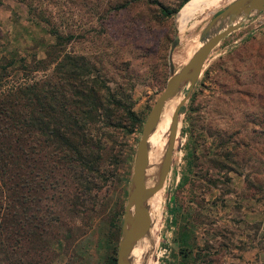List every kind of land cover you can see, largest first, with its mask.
I'll use <instances>...</instances> for the list:
<instances>
[{
    "label": "rangeland",
    "instance_id": "1",
    "mask_svg": "<svg viewBox=\"0 0 264 264\" xmlns=\"http://www.w3.org/2000/svg\"><path fill=\"white\" fill-rule=\"evenodd\" d=\"M61 1L0 0V89L40 78L50 70L45 54L51 50L47 45L55 41L50 26L36 15L37 6L51 13L60 31L69 23L73 31L87 35L86 39L60 41L53 50L55 56L68 51L87 54L95 65L102 49L110 54L100 62L101 75L110 86H114L112 82L123 86L137 122L131 128L114 130L111 138L99 134L94 126L88 128V134L103 143L107 155L97 197L88 195L81 202L72 196L74 191L63 189L61 193L58 184L55 190L38 189L36 197L41 216L48 219L41 220L40 229L49 227L55 234L38 251L44 257L41 264H112L109 259L115 262L131 188L135 147L143 121L170 75L168 65L171 63L177 71L186 62L201 45L198 37L205 24L231 0L205 1L183 17L182 30L178 14L190 0L180 7L181 0H157L175 10L168 16L161 15L153 4L139 2L114 11L112 3L104 18L100 17L101 10L88 11L79 0L67 4ZM97 30L105 33L98 35ZM175 36H179L178 43L172 47ZM133 42L139 45L136 49ZM181 48L180 63H175L173 55ZM128 51L132 54L126 55ZM114 53L119 54L116 65L109 61ZM124 59H129L130 66L121 70ZM37 60L45 63H35ZM124 71L126 78L121 77ZM187 87L188 82H182L162 107L168 115L162 111L156 123L155 158L164 152L171 112ZM256 101L264 103V11L251 12L206 56L197 81L179 109L170 164L162 186L154 192L157 203L149 227L132 246H136L135 264H202L204 258L211 264H264V189L254 192L245 180L252 173L251 165L260 162L232 154L236 140L245 149L264 146L261 136L251 134L259 126L241 114H256L257 107L251 104ZM204 126L225 135L209 137ZM235 130L237 134L231 135ZM222 141H226L223 146ZM258 158L264 159L260 155ZM44 163L48 164L45 159ZM26 226L30 229L29 223ZM48 245L47 252L44 247ZM49 252L51 258L46 257ZM14 253L19 258L18 251ZM21 260L31 264L28 258Z\"/></svg>",
    "mask_w": 264,
    "mask_h": 264
},
{
    "label": "trees",
    "instance_id": "2",
    "mask_svg": "<svg viewBox=\"0 0 264 264\" xmlns=\"http://www.w3.org/2000/svg\"><path fill=\"white\" fill-rule=\"evenodd\" d=\"M79 1L85 3L88 11L101 10L100 17L103 18L110 13L107 11L111 9L112 3L115 4L114 11L139 2L156 5L163 16L175 11L157 0ZM185 1L181 0L179 7ZM68 2L77 0L61 1L62 4ZM37 9L36 15L50 26V33L55 41L54 44L47 45L51 50L45 54L48 64H51L50 70L40 78L0 89V264H24L21 260L24 257L31 264H41L44 260L38 251L45 241L49 244L50 238L55 234L49 231V227L40 229L39 223L42 225L41 220L46 217L41 216L37 204L38 189L55 190V185L58 184L61 193L64 192L63 189L66 192L67 189L74 191L72 196L81 202L88 195L97 197L107 155L103 143L100 139L94 140L88 134V128L94 126L99 134L111 138L114 130L131 128L137 122L132 102L123 86L115 82H112L114 86H110L101 75L103 66H100V62H104L110 54L102 49L101 56L95 59V65L87 54L68 51L55 56L53 50L60 41L86 39L87 35L73 31V26L69 23L67 28L62 27L60 31L58 23H53L50 12L44 9L41 11L38 6ZM96 32L98 35L105 33L102 30ZM131 45L135 49L139 46L136 42ZM129 53L132 54L128 51L126 55ZM118 56L117 53L113 54V59L109 60L112 65L119 62ZM17 60L22 62L21 58ZM35 63L42 65L45 62L37 60ZM122 63L121 70L130 66L129 59L122 60ZM20 67L23 68L22 65ZM121 77L126 78L125 71ZM127 86L132 87L128 83ZM251 104L257 107L258 112L241 114L248 118L246 120L259 126L258 130L252 129L251 134L264 139V103L256 101ZM258 116L261 118L259 122ZM203 130L213 138L225 135L209 126H204ZM234 133L237 134V130L231 135ZM231 135L226 134V138L234 142L230 139ZM225 143L226 141H222L221 145ZM232 154L236 158L244 156L245 160L260 162L251 165L252 173L245 180L254 192L264 189V159L258 158L259 155L264 158V146H246L245 149L236 140ZM26 190L30 192L27 193ZM28 210L30 213L26 215ZM26 223L30 224V229H27ZM44 248L47 252L50 249L49 245ZM15 250L18 251L19 258L14 257ZM51 255L49 252L46 257L51 258ZM109 260L112 264L115 263L114 258ZM202 264H211V261L204 258Z\"/></svg>",
    "mask_w": 264,
    "mask_h": 264
},
{
    "label": "water",
    "instance_id": "3",
    "mask_svg": "<svg viewBox=\"0 0 264 264\" xmlns=\"http://www.w3.org/2000/svg\"><path fill=\"white\" fill-rule=\"evenodd\" d=\"M261 11H264V0H231L205 24L198 37L201 45L186 62L177 71H174L171 63H169L170 75L143 121L135 147L131 188L126 197L114 264H130L129 253L132 246L146 234L149 227V216L145 207V199L162 186L170 164L179 109L186 101L192 86L197 81L206 56L220 39L238 28L251 12ZM224 21L225 25L222 27ZM213 28L215 31L210 35L209 33ZM177 43L178 37L175 36L171 46L174 47ZM184 81L188 82L187 91L174 105L171 112L168 139L161 159L160 175L152 187H146L144 171L147 164L148 135L156 123L163 105L175 94L180 84Z\"/></svg>",
    "mask_w": 264,
    "mask_h": 264
},
{
    "label": "bare ground",
    "instance_id": "4",
    "mask_svg": "<svg viewBox=\"0 0 264 264\" xmlns=\"http://www.w3.org/2000/svg\"><path fill=\"white\" fill-rule=\"evenodd\" d=\"M205 1H207V0H190L182 8V10L178 14V20H177L178 25L181 28V30H182V23H183V19H184L183 17H185L192 9L198 7L199 5L204 3ZM177 35H178V32H177ZM182 48H183V46H182ZM182 48L179 52L174 53V55H173V61L175 63H180ZM162 111L164 112V115L167 117L168 112L164 111L163 108L161 109L159 115L162 113ZM158 118H159V116H158ZM157 122H158V119H157L156 123ZM156 123L154 124V126H153V128H152V130H151V132L147 138V164H146L145 171H144V183H145L146 187H152L154 185V176H155V181H157V179L160 175L158 173V170H160V168L162 167V164H161L162 154H161L160 158L159 157L155 158L154 152H153L154 151L153 150V147H154V136L153 135H154V132L156 130ZM156 164H157V166H156ZM156 167H157V172L155 171ZM156 203H157V201L154 199V193H152L150 196H148L145 199V207L147 209L149 219L151 217L153 208L156 205ZM135 255H136V246H134L129 253L130 264H135Z\"/></svg>",
    "mask_w": 264,
    "mask_h": 264
}]
</instances>
